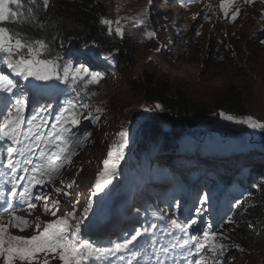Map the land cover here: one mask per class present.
Returning <instances> with one entry per match:
<instances>
[{
    "label": "rangeland",
    "instance_id": "rangeland-1",
    "mask_svg": "<svg viewBox=\"0 0 264 264\" xmlns=\"http://www.w3.org/2000/svg\"><path fill=\"white\" fill-rule=\"evenodd\" d=\"M219 3L220 0H192L188 3L187 0H114L111 17L114 21L120 20L124 32L132 24L142 27L145 32L143 37L128 38L141 58L138 73L143 70L141 65L148 61L149 68L156 72L157 78L168 81L187 101L216 108V117L202 121L198 127L197 133L204 134L202 142L197 137L189 136H184L180 143L158 137L140 146L145 121L149 116L159 113V109L145 111L146 107L154 105L133 98L128 86L114 69L120 67L115 55L111 61L90 54V57H86L87 61L76 59L73 62L87 63L91 70L104 71L101 82L88 85L87 91L94 88L102 93L105 84H110L113 92L101 102L96 99L91 102L75 100L74 96H70L74 98V103L89 104L90 108L84 110L85 115L91 111L99 115L100 120L92 123L82 119L81 125L74 129L77 135L84 130L91 132L90 148L79 155L66 181L63 184L55 183V187L70 195L57 196L52 193L48 203L51 204L55 199L61 201L57 215L72 211L73 205H76L79 215L91 200L92 210L81 228L85 235L98 240L100 246H110L108 242L117 238L122 240L125 233H130L136 227L146 228L149 219L153 222V217L146 212L147 202L154 201L153 197L156 198L159 192H166L169 201L175 204L174 214H171L173 220L176 214L198 217L203 212L201 218L206 221L205 228L229 237L220 241L228 246L225 256L220 258L222 264H264L262 224L251 223L247 236L239 240L233 237L239 226L238 215H244L245 209L256 205L253 198H241L240 193L246 187L242 181L247 179L252 182L250 173L264 170V158L256 155V151L261 148L260 136L264 131L227 121L220 115L224 112L264 121V43L261 42L264 41V3L255 0L252 5H248L240 0L241 15L235 22L223 17L218 8ZM205 5H211L212 11H208ZM145 12L147 19L144 17ZM205 14L210 19H205ZM148 33L155 35L149 36ZM0 72L25 87V111L32 106L45 108V115L52 117V123H55L56 115L65 106H59L60 101L69 96L65 83L56 79L45 82L29 78L25 81L15 76L2 62ZM231 89L232 93H238L243 98L241 109L222 107L224 96ZM55 102L58 105L49 109L48 106ZM96 109L101 111L96 113ZM132 123L136 124L131 126ZM122 129L129 132L128 145L119 161L117 174L106 188V194L114 195L115 198L101 209L98 205L99 193L93 195V186L97 174L103 169L110 145L118 141L116 133ZM223 131H228V136L222 134ZM214 132L217 133L216 137ZM183 180L189 182L184 189L181 188ZM73 181V186L67 188L66 185ZM260 183L264 185V181ZM253 188L254 193L258 192V188ZM212 193L216 194L215 214L211 210ZM237 200L241 203L235 206L234 222L225 223L227 217L223 218V215L231 203L233 205ZM260 203L263 204V211L264 200ZM43 204L37 206L32 215L27 212L20 216L28 220L40 216L44 222L54 219L51 215L43 214ZM156 205L160 214L166 212V217L168 211ZM137 208L144 210L137 213ZM10 231L14 235L33 234L32 229L25 232L18 229ZM187 232L181 233V242ZM164 238V234H158L155 240L165 245L171 243L165 242ZM145 244L146 241L141 238L135 246ZM236 245L243 251H238ZM204 254L209 264H212L210 254ZM108 258L94 259L91 264H102ZM52 264H59V261H53Z\"/></svg>",
    "mask_w": 264,
    "mask_h": 264
},
{
    "label": "snow or ice",
    "instance_id": "snow-or-ice-1",
    "mask_svg": "<svg viewBox=\"0 0 264 264\" xmlns=\"http://www.w3.org/2000/svg\"><path fill=\"white\" fill-rule=\"evenodd\" d=\"M244 4L252 5L255 0H242ZM264 3V0H261ZM47 9L49 0H0V62L3 63L17 77L27 81L33 78L37 81L59 80L66 85L73 86L72 90L80 95L78 88L83 87L85 94L87 86L99 84L104 77V73L91 70L85 63L73 64L71 60H65L63 56L57 53L51 54V45L45 39H32L27 33L19 29L24 26L43 27L39 22L38 15L41 10ZM208 11H212L211 5H205ZM223 17L229 22H235L241 15L240 0H220L218 5ZM147 19V12L144 13ZM195 18V17H194ZM205 19H210L206 14ZM143 22V21H141ZM100 24L107 26L108 35L115 34L121 38L125 32L120 20L101 18ZM7 25H17L18 27H9ZM115 25V27H113ZM149 36L155 33H148ZM264 43V41H261ZM113 53H108L103 57L105 61H111ZM15 90V91H14ZM0 94L4 95L0 103L3 109L0 110V142L10 141V144L0 143V148L6 153L7 163L5 167L10 172L12 187L8 196L4 199V207L0 210V262L2 264H52L53 261H59V264H91L92 260H99L102 257L115 256L126 250L132 252L133 257L138 255L133 252L130 246H135L139 239L143 238L146 242L151 243L148 234V228L136 227L130 233L126 234L122 240H110V246H100V244L90 236L82 232V224L88 218L92 210V202L89 200L83 208L82 213L77 215L76 205H73L72 211L64 215H57L59 211V199L52 200L48 203L52 193L57 196L70 195L63 192L59 187H55V181L60 179L66 167L72 163V158L77 154V148L91 136V132L84 130L79 135L74 129L81 125L82 119L96 123L100 116L88 111L85 115L84 110H88L90 105L87 103H74L69 99L65 106L55 117V123H52L50 130L42 131L48 127V121L41 119L36 130L29 129L28 138L31 142L22 144L19 137L25 124V96L26 89L19 85L16 80L9 75L0 72ZM94 96L96 93H90ZM50 107V106H48ZM162 109V105L157 103L153 107H146L145 111H154ZM35 111V110H34ZM46 111L41 108L32 116V123L40 117V113ZM101 110L96 109V113ZM220 115L227 121H233L238 124L247 125L251 129L264 131V121L255 119L252 116L237 117L232 114L221 112ZM118 141L110 145L107 158L103 161V169L97 174L94 183V193H101L111 183V178L117 174L119 161L123 158V151L128 145L129 132L121 130L116 133ZM41 143L44 147L41 148ZM17 145H20L17 147ZM39 150L38 156L36 155ZM19 153L22 160L14 159ZM30 165L31 167H26ZM31 173L27 176H19L20 171ZM6 173L0 172V177ZM27 181L20 188L21 181ZM63 184L64 181L60 180ZM75 181L66 185L71 188ZM48 188L52 186L49 193L34 191V189ZM264 185L257 184L254 187L260 188ZM249 195H251L249 193ZM43 199L45 203L42 206V212L45 215H51L54 219L44 222L40 216L33 220H28L23 216L16 215L18 210H28V215H32L37 209V203ZM207 199V197H205ZM79 201L76 202L78 204ZM241 201L237 200L236 205ZM140 209H136L139 213ZM199 211V209H197ZM247 211V209H245ZM4 216L8 219L5 222ZM231 216L227 217L225 223H233ZM171 223L180 227L173 220ZM196 224V220H191L189 224L184 225L182 230H187L191 225ZM251 226V225H249ZM155 228L156 225H151ZM10 229H18L25 232L32 229L33 234L30 236L14 235ZM195 252L189 248L188 255L196 257L189 261V264H209L202 253L210 254L212 264H222L225 256L226 246L221 240L229 239L228 236L219 234L216 230L205 228L198 239L197 236H191ZM189 244V241H185ZM238 251H243L236 245ZM167 251V249H164ZM131 264V261H129Z\"/></svg>",
    "mask_w": 264,
    "mask_h": 264
},
{
    "label": "trees",
    "instance_id": "trees-1",
    "mask_svg": "<svg viewBox=\"0 0 264 264\" xmlns=\"http://www.w3.org/2000/svg\"><path fill=\"white\" fill-rule=\"evenodd\" d=\"M114 0H49L47 9L41 6L38 20L43 27L24 26L19 30L27 33L32 39H45L51 45V54L55 56H66L65 60L75 59L84 60L86 54H94L104 57L108 53H113L120 61V67H116L117 73L128 86L130 93L134 99L142 103L161 104L162 109L155 116H149L144 123L142 130L140 146H144L147 141H154L160 137L165 141L179 139L181 136L194 131L202 121L215 118L216 108H207V106L198 103H190L166 80L157 78L156 72L149 68L150 62H144L142 72L138 73V62L141 61L140 55L137 56L133 44L129 41V37L135 35V26L128 27L125 30L123 38L115 34L109 36L107 26L100 24V19L112 16V5ZM9 27H18L17 25H7ZM63 50V52H62ZM66 51L69 54H66ZM68 55V56H67ZM149 69V70H148ZM68 86L70 95L78 99H98L99 100L113 92L110 84H105L103 92L99 94V89L90 90L89 94H85L83 87L78 88L80 95L72 90L73 86ZM90 93H96L92 96ZM225 100L222 107L233 110V107L241 109L243 106V98L238 93H232V89L225 94ZM70 97L64 98L60 102V106L64 105ZM223 108V109H225ZM187 135V134H186ZM195 135V134H194ZM264 142V141H263ZM89 145V138L77 148V154L84 152ZM74 155V157L76 156ZM264 158V154L261 155ZM252 182L243 181L242 185L246 186L240 193L241 198L255 200L256 205L249 208L244 215H238L239 226L233 234L238 239L247 236L249 225L251 223H260L264 226V211H261V201L264 200V186L258 188V192L254 193V184H261L264 181V170H256L249 175ZM263 185V184H262ZM249 193L251 195H249ZM108 198V197H107ZM109 199V198H108ZM113 201L112 198L109 199ZM152 206L149 212L154 216L156 227L148 228L150 236L160 232L164 224V215H159L158 210L153 206L152 202H148ZM161 203V202H159ZM214 194L212 207H215ZM236 202L229 206L223 215L229 217L235 211ZM165 210H171L174 204L163 206ZM236 213V212H235ZM236 215V214H235ZM169 220L170 218L167 217ZM258 221V222H257ZM180 223V220L177 219Z\"/></svg>",
    "mask_w": 264,
    "mask_h": 264
},
{
    "label": "bare ground",
    "instance_id": "bare-ground-1",
    "mask_svg": "<svg viewBox=\"0 0 264 264\" xmlns=\"http://www.w3.org/2000/svg\"><path fill=\"white\" fill-rule=\"evenodd\" d=\"M90 165V164H89ZM84 172V171H83ZM89 184V183H88ZM68 203V202H67Z\"/></svg>",
    "mask_w": 264,
    "mask_h": 264
}]
</instances>
